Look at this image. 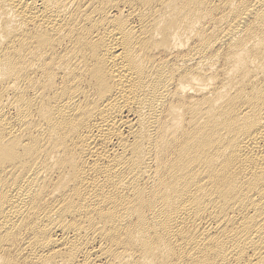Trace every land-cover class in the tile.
Here are the masks:
<instances>
[{"label": "bare ground", "instance_id": "obj_1", "mask_svg": "<svg viewBox=\"0 0 264 264\" xmlns=\"http://www.w3.org/2000/svg\"><path fill=\"white\" fill-rule=\"evenodd\" d=\"M0 264H264V0H0Z\"/></svg>", "mask_w": 264, "mask_h": 264}]
</instances>
